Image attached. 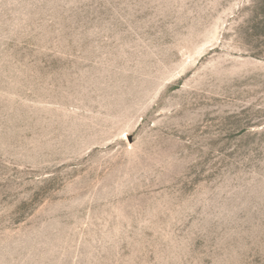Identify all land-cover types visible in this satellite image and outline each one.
Returning <instances> with one entry per match:
<instances>
[{"label": "rangeland", "instance_id": "obj_1", "mask_svg": "<svg viewBox=\"0 0 264 264\" xmlns=\"http://www.w3.org/2000/svg\"><path fill=\"white\" fill-rule=\"evenodd\" d=\"M0 264H264V0H0Z\"/></svg>", "mask_w": 264, "mask_h": 264}]
</instances>
